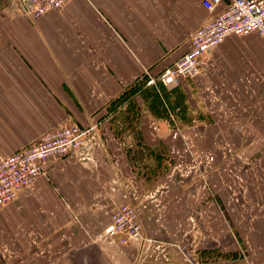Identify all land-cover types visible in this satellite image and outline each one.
I'll return each mask as SVG.
<instances>
[{
	"label": "rangeland",
	"instance_id": "374dc122",
	"mask_svg": "<svg viewBox=\"0 0 264 264\" xmlns=\"http://www.w3.org/2000/svg\"><path fill=\"white\" fill-rule=\"evenodd\" d=\"M231 38L229 45L202 57L195 76L183 77L176 85L156 81L140 95L130 92L109 103L115 107L109 125L113 143L104 147L103 164L110 165L111 176L120 172V179L131 180L137 191L133 195L129 188L121 201L140 208L149 200L154 204L150 220L139 214L141 233L153 240L108 243L102 229L109 212L106 224L95 235L86 234L82 243H94L100 252L102 245L116 244L111 249L116 254L109 258L99 250H78L80 241L56 240L63 228L70 230L69 211L55 221L66 224L58 228L51 220L45 231L29 212L41 205L35 199L18 209L16 203L0 208V264H264V201L254 205L250 200L256 197L251 198L246 187L264 183L263 160L250 154L264 151V143L247 141L253 134L264 137V132L247 127L244 120L247 63L260 55L254 47L261 38ZM101 100L93 103L100 105ZM144 119L152 121L148 127ZM100 121L89 123L102 132ZM111 176L98 194L101 199L110 195ZM30 220L35 223L27 224ZM143 225L156 227L158 236L146 233Z\"/></svg>",
	"mask_w": 264,
	"mask_h": 264
},
{
	"label": "crops",
	"instance_id": "0c3cea01",
	"mask_svg": "<svg viewBox=\"0 0 264 264\" xmlns=\"http://www.w3.org/2000/svg\"><path fill=\"white\" fill-rule=\"evenodd\" d=\"M15 1L0 0V155L34 142L48 128L70 121L86 125L102 119L98 124L106 144H112L109 125H113L110 118L115 107L110 101L121 95H140L142 89L151 86L148 81L155 80L162 68L188 48L194 28L210 16L200 0H69L60 9L48 10L31 20L16 10ZM224 4L221 0L215 11ZM233 36L238 35H227L212 51L229 45ZM256 42L255 53L260 55L247 63L250 70L244 120L247 127L264 132V39ZM96 99H102L100 105L93 103ZM79 112L87 116L79 117ZM100 112L104 114L101 119ZM142 122L148 127L152 121ZM260 139L264 143V137L253 134L247 141ZM119 149L122 154V147ZM250 154L254 160H263L260 171L264 174V151ZM96 158V166L75 159L62 163L48 160L45 174L3 207L16 203L18 209L39 199L41 205L29 212L34 217L36 214L45 231L51 227V220L58 228L67 221L70 230L63 228L56 240L66 237L80 241L78 250H99L94 243H82L86 234L95 235L106 224L110 211L108 199L98 194L113 171L110 165L101 163V155ZM48 180L53 182L49 186ZM246 187L250 197H256L250 200L254 205L264 201V183ZM93 198V204H89ZM114 199L122 200L118 191ZM144 204L140 211L150 220L154 204L150 200ZM62 213L69 214L70 219L59 225L56 220H62ZM32 221L35 223L30 220L27 224L32 225ZM143 230L158 236L154 226H144ZM115 247L104 244L101 252L110 258L116 254L111 250Z\"/></svg>",
	"mask_w": 264,
	"mask_h": 264
},
{
	"label": "built area",
	"instance_id": "2783aa9c",
	"mask_svg": "<svg viewBox=\"0 0 264 264\" xmlns=\"http://www.w3.org/2000/svg\"><path fill=\"white\" fill-rule=\"evenodd\" d=\"M67 1L16 0L15 8L35 20L48 10L60 9ZM220 2L199 1L210 16L194 28L188 48L172 64L162 68L155 80L148 82L176 85L183 77L195 76L201 67L202 57L227 35L245 36L254 33L264 39V0H225L224 6L215 11ZM105 145L106 138L94 123L83 125L70 122L48 128L34 142L0 155V208L15 199L21 189L33 184L38 176L44 175L48 160L62 163L65 159H75L85 165H96L97 155H101V163L105 162ZM121 176L119 172L108 181L110 220L102 233L108 243L121 246L131 241L143 243L153 240L141 233L139 207L126 200L115 201L116 191L123 197H126L129 188L133 195L137 192L133 183L129 184L131 180L127 183L120 179Z\"/></svg>",
	"mask_w": 264,
	"mask_h": 264
}]
</instances>
